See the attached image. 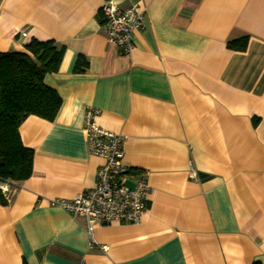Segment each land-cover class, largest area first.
Masks as SVG:
<instances>
[{
    "label": "crops",
    "instance_id": "1",
    "mask_svg": "<svg viewBox=\"0 0 264 264\" xmlns=\"http://www.w3.org/2000/svg\"><path fill=\"white\" fill-rule=\"evenodd\" d=\"M106 1L145 10L130 56L107 41ZM33 38L64 49L44 79L62 105L20 127L33 173L5 183L0 264H264V0H0V52ZM89 108L127 137L128 186L150 187L139 224L92 226L106 253L89 249L84 218L50 205L97 184Z\"/></svg>",
    "mask_w": 264,
    "mask_h": 264
},
{
    "label": "built area",
    "instance_id": "2",
    "mask_svg": "<svg viewBox=\"0 0 264 264\" xmlns=\"http://www.w3.org/2000/svg\"><path fill=\"white\" fill-rule=\"evenodd\" d=\"M101 13L108 43L123 55L130 56L133 35L144 26L145 10L139 5L122 10L116 3L106 1ZM98 114V110L89 108L84 116L88 150L104 161L97 172L96 186L73 199L52 200L50 205L63 209L74 218H84L89 225V249L106 253L108 247L95 240L92 226L115 222L139 224L147 211L150 187L144 177H138L134 187L128 186L130 172L124 162L127 137L100 127L95 121ZM192 178L198 179L195 170H192ZM0 188L10 201L11 191L7 184H1Z\"/></svg>",
    "mask_w": 264,
    "mask_h": 264
},
{
    "label": "trees",
    "instance_id": "3",
    "mask_svg": "<svg viewBox=\"0 0 264 264\" xmlns=\"http://www.w3.org/2000/svg\"><path fill=\"white\" fill-rule=\"evenodd\" d=\"M247 43L248 38H242L229 42L228 47L243 51ZM63 56L64 49H58L53 41L34 38L23 51L0 52V185L32 176L34 152L23 144L20 127L29 116L50 122L55 119L62 100L44 79L58 72ZM86 69V60L79 57L75 72ZM0 204H8L1 188Z\"/></svg>",
    "mask_w": 264,
    "mask_h": 264
}]
</instances>
